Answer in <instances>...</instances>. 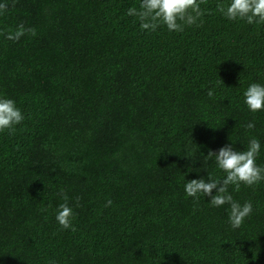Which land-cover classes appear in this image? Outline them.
I'll return each instance as SVG.
<instances>
[{
	"label": "trees",
	"instance_id": "1",
	"mask_svg": "<svg viewBox=\"0 0 264 264\" xmlns=\"http://www.w3.org/2000/svg\"><path fill=\"white\" fill-rule=\"evenodd\" d=\"M0 3V30L37 33L0 36V97L25 117L0 133V264H264V181L229 186L253 206L239 229L230 205L185 192L224 178L203 157L228 144L258 139L264 167V111L243 95L264 85V24L228 20V0L183 32L142 30L141 0ZM61 189L75 230L56 220Z\"/></svg>",
	"mask_w": 264,
	"mask_h": 264
},
{
	"label": "clouds",
	"instance_id": "2",
	"mask_svg": "<svg viewBox=\"0 0 264 264\" xmlns=\"http://www.w3.org/2000/svg\"><path fill=\"white\" fill-rule=\"evenodd\" d=\"M207 0H141L140 8L132 7L127 15L138 18L142 30L156 31L161 26H166L168 31L183 32L185 26L200 27L205 15L201 5ZM12 6H15L13 0ZM7 3H0V16L8 11ZM218 11L230 21H244L249 25L264 24V0H228L227 4H218ZM25 35L36 36L35 28H26L20 24L15 30H0V36L13 42H19ZM214 92L208 91L212 97ZM244 102L248 109L255 113L264 111V85L252 83L244 92ZM25 119L22 111L16 106V102L10 98L0 97V133L14 134L16 126ZM248 129L255 127L254 123L246 125ZM261 144L256 138L249 140L246 150L237 151L232 144L225 145L218 152L209 151L203 157L204 162L214 158L219 170L225 173L223 179H215L208 173L207 179H192L185 184L187 196L199 200L200 195L209 198L213 207L230 205L229 223L233 229L242 227L248 218L253 206L251 202L240 205L229 193V186H234V191L239 192L241 185L253 187L264 181V167L257 165L256 160L260 154ZM64 203L59 205L56 220L63 229H72L74 216L72 207L68 204V196L61 189L59 193ZM77 206H80L77 198ZM111 200L105 206H110Z\"/></svg>",
	"mask_w": 264,
	"mask_h": 264
}]
</instances>
